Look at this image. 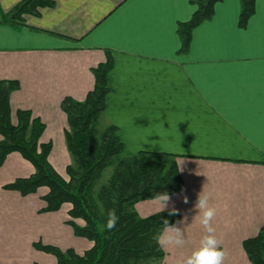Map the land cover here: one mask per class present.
<instances>
[{
  "label": "crops",
  "instance_id": "obj_1",
  "mask_svg": "<svg viewBox=\"0 0 264 264\" xmlns=\"http://www.w3.org/2000/svg\"><path fill=\"white\" fill-rule=\"evenodd\" d=\"M19 1L0 0V80L19 84L9 97L11 122L16 110H30L45 124L41 141L52 144L49 161L55 145L66 158L60 103L85 98L91 68L110 51L112 92L99 121L118 128L128 155H177L183 179L168 208L179 209V219L189 216L187 225H177L187 243L161 247V264H183L212 235L200 223L202 210L193 209L199 193L216 211L211 224L227 253L223 264H251L242 242L264 218V0H255L244 28L240 0L216 3L212 19L192 31L184 55L177 54V23L191 18L195 0H53L54 7L24 16L21 25L1 22ZM32 173L18 153L0 166V264H40L43 252L33 243L46 236L73 241L79 253L91 246L65 225L68 206L41 212L44 188L27 196L3 188ZM135 209L147 216L161 202Z\"/></svg>",
  "mask_w": 264,
  "mask_h": 264
},
{
  "label": "trees",
  "instance_id": "obj_2",
  "mask_svg": "<svg viewBox=\"0 0 264 264\" xmlns=\"http://www.w3.org/2000/svg\"><path fill=\"white\" fill-rule=\"evenodd\" d=\"M221 0H195L191 18L177 23L180 42L177 54L188 52L194 28L209 21L215 4ZM238 25L246 26L253 14L255 0H240ZM54 7L53 0H20L2 16L3 23L21 25L26 15H39L43 8ZM113 68V56L105 51V59L91 68L93 86L82 101L64 97L60 109L66 116L65 143L71 162L65 167L66 177L59 174L49 161L50 141L41 137L45 124L30 110L15 111L11 122L9 97L19 84L15 80H0V166L11 153H18L32 167L28 177L16 178L3 185L6 190L22 196L39 193L44 203L41 212H56L67 204L66 223L74 235L85 238L91 246L82 253L72 248H60L34 242L36 250L52 254L57 264H158L164 252L154 237L161 230L163 219L175 223L180 215L169 217L168 209L140 217L135 205L155 200L159 192L176 194L183 187L177 167V155L163 152H125L118 128L108 125L101 132L98 121L106 108V97L112 92L108 75ZM112 173L98 187L105 169ZM115 210L119 221L107 230V213ZM242 247L251 264H264V218L255 236L246 238Z\"/></svg>",
  "mask_w": 264,
  "mask_h": 264
},
{
  "label": "clouds",
  "instance_id": "obj_3",
  "mask_svg": "<svg viewBox=\"0 0 264 264\" xmlns=\"http://www.w3.org/2000/svg\"><path fill=\"white\" fill-rule=\"evenodd\" d=\"M172 195L167 191L159 192L156 194L155 199L161 202V210L168 209L167 215L174 217L180 215L179 209L174 206L168 208L169 201L172 199ZM209 197L206 194L199 193L197 195L196 203L193 209L202 210V218L200 223L207 233L212 235H205L201 241V246L198 250L194 251L190 257H188L183 264H223V261L227 253L218 247L220 241L217 240L214 235L215 229L212 227L213 217L216 215L214 208L208 206ZM183 203L187 204L188 199L184 197ZM189 210V213L192 210ZM119 221V217L116 215L115 210H111L107 213L106 229L111 231L114 229ZM189 216L185 215L181 219L170 223L169 220L163 219L161 230L155 235L154 239L160 247L170 246H182L187 243L184 231L177 225H187Z\"/></svg>",
  "mask_w": 264,
  "mask_h": 264
},
{
  "label": "rangeland",
  "instance_id": "obj_4",
  "mask_svg": "<svg viewBox=\"0 0 264 264\" xmlns=\"http://www.w3.org/2000/svg\"><path fill=\"white\" fill-rule=\"evenodd\" d=\"M103 129H104V122L100 120L99 121V125H98V130L101 132ZM58 146L55 145L53 147V148H55L56 152L54 153V155L52 157L50 156V162L54 165L55 169L57 170V172L59 174H61L62 176L66 177L65 166H66V164H69L71 162V159H70L69 154H68V152H67V150L65 148L66 147L65 144H64V151H65V153L67 155L66 158L62 156L61 152H59L60 149H59ZM67 158H68V160H67ZM111 173H112V168L111 167H109V168L104 170V172H103V174L101 176V179L98 182V187H100L102 184L107 182V180L110 177ZM66 206H67V204H65V206H63V207H66ZM149 213H150V211H146V213H144V214L148 216ZM137 214L139 215L138 212H137ZM140 217H145V216H140ZM65 225L72 230V228L67 223H65ZM72 234H73V232H72ZM73 236H75V239L76 238L77 239H82V240L86 241L87 243H91L89 240H87L85 238L76 236L74 234H73ZM42 243L43 244L54 245V246L60 248L61 250L72 248L76 253H79V252L82 251V249L80 251L78 249H76L77 246H75V243L73 241H70V240L69 241L68 240L60 241V240L56 239L53 236H46L42 240ZM41 255H42V257L39 258V263L40 264H57L56 257L53 256L52 254H48V253L43 252V254H41ZM163 260H164V257L162 258L161 262L158 263V264H161L163 262Z\"/></svg>",
  "mask_w": 264,
  "mask_h": 264
}]
</instances>
